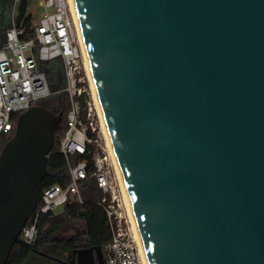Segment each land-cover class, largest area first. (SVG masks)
<instances>
[{
	"label": "water",
	"instance_id": "water-1",
	"mask_svg": "<svg viewBox=\"0 0 264 264\" xmlns=\"http://www.w3.org/2000/svg\"><path fill=\"white\" fill-rule=\"evenodd\" d=\"M74 1L150 263L264 264V0ZM61 123L35 105L2 148L0 264ZM72 264H104L101 248Z\"/></svg>",
	"mask_w": 264,
	"mask_h": 264
},
{
	"label": "built area",
	"instance_id": "built-area-1",
	"mask_svg": "<svg viewBox=\"0 0 264 264\" xmlns=\"http://www.w3.org/2000/svg\"><path fill=\"white\" fill-rule=\"evenodd\" d=\"M12 1V26L0 48V142L5 135L15 132V116L19 118L37 102L55 94L41 63L61 62L65 74L61 92L68 95L70 102L67 128L59 150L68 162L70 181L66 187L53 185L43 191L33 216L21 232V241L26 245L34 244L38 225L46 215L72 201L83 203L82 188L93 177L104 194L100 205L107 214L111 230L110 240L101 247L104 264H145L126 215L118 204L115 180L109 168H105L107 158L98 153L96 107L86 98L89 93L82 85L85 62L70 0H41L44 12L29 33L21 24H16L15 11L20 0ZM76 155H92L95 168L92 175H89L87 160L72 164V157ZM106 196H110V201L107 202Z\"/></svg>",
	"mask_w": 264,
	"mask_h": 264
},
{
	"label": "trees",
	"instance_id": "trees-1",
	"mask_svg": "<svg viewBox=\"0 0 264 264\" xmlns=\"http://www.w3.org/2000/svg\"><path fill=\"white\" fill-rule=\"evenodd\" d=\"M12 5V0H0V48L5 42L7 30L12 26ZM32 25L30 17L24 18L21 23L27 33L31 31ZM56 66L62 68L61 62H57ZM40 67L46 72L52 83L54 67L50 68L46 63H41ZM61 90L53 91L54 95L36 103V106L51 110L56 114H62V123L56 133L54 146L48 158V175L40 181L39 196L45 189L53 185L66 187L70 181L68 162L59 152L60 143L67 128V115L70 111L69 97ZM84 100L83 98L82 101L84 102ZM17 119L18 116H15V127ZM13 135L14 131L3 137L0 142V153ZM81 160L89 162V175H92L95 171L92 155H76L72 157L71 162L75 164ZM81 193L83 203L72 201L64 206L60 214L50 213L40 221L38 236L34 244L26 245L19 238L6 264H72L75 250L101 248L104 243L109 241L111 238L109 221L103 206L100 205L104 194L98 187L96 179L91 177L84 184ZM106 198L107 202L110 201V196H106ZM68 225L79 226L81 230L70 237L60 235L59 233Z\"/></svg>",
	"mask_w": 264,
	"mask_h": 264
},
{
	"label": "bare ground",
	"instance_id": "bare-ground-1",
	"mask_svg": "<svg viewBox=\"0 0 264 264\" xmlns=\"http://www.w3.org/2000/svg\"><path fill=\"white\" fill-rule=\"evenodd\" d=\"M70 2H71L72 14H73V17H74V20H75V24H76V27H77L79 44H80V47H81V50H82V53H83V57H84L85 70H86V73H87L88 82L90 84V91H91V94H92V97H93L94 105H95V107L97 109V113H98V116H99L100 128H101L103 136H104L106 148H107V150H108V152H109V154H110V156L112 158V161H113V164H114V167H115V171H116V174L118 176V180H119V184H120V190H121V194H122V198H123V204H124V206H125V208L127 210V215L129 217V220H130V227H131V230L133 232L134 238L137 241L138 246L140 248L141 256H142V258L144 260V263L145 264H151L150 260H149V257H148V254L146 252V248L144 246L143 240H142L140 232H139V228H138V225H137V222H136V218H135V214H134L133 207H132V204H131V200H130V197H129V194H128V191H127V188H126V185H125V182H124V179H123V175L121 173V170H120V167H119V164H118V161H117L113 146H112V142H111V139H110V136H109V132H108L107 125H106V122H105V118H104V115H103V112H102L101 104H100L99 97H98V94H97V89H96L95 81H94V78H93V74H92V70H91V66H90L87 50H86V45H85V42H84L82 30H81L79 16H78L77 9H76V6H75V1L74 0H70Z\"/></svg>",
	"mask_w": 264,
	"mask_h": 264
},
{
	"label": "rangeland",
	"instance_id": "rangeland-1",
	"mask_svg": "<svg viewBox=\"0 0 264 264\" xmlns=\"http://www.w3.org/2000/svg\"><path fill=\"white\" fill-rule=\"evenodd\" d=\"M40 1L41 0H28L25 18L30 17L33 24H38V22L41 19V15L44 12V8L40 5ZM18 7H19V4H18L17 9L15 11L16 18L18 16ZM46 64H48V66L50 68L54 67V70L52 71L53 72V78H52L53 81H52V83L50 82L51 91L63 89L65 86V74H64L63 68L56 66L57 61H53V62L46 63ZM55 71H56V74H55ZM84 78H85V81H84V84H82V85L85 87V89L89 93V96L87 95L86 98H89V100L92 103H94L93 97H92V94L90 91V84L88 82L87 73L85 74ZM95 113H96L95 118H96V121L98 124L97 125L98 126V132H99V136H100L98 153L100 154V156L102 158H107L106 163H105V168H109L108 170L111 171L112 177L115 180V183H116L115 189H116V195L118 196V204L121 206V211L123 213H125L128 224L130 226V220H129V217L127 215V210L123 204V198H122V194H121V190H120V184H119L118 176L116 174L112 158H111V156H110V154L106 148L104 136H103L102 130L100 128V121H99L97 109L95 110ZM10 134H12V133H10ZM63 208L64 207L58 208L57 210H55L54 213L60 214L63 211ZM80 230H81V228L79 226L68 225L59 234L64 236V237H70V236L76 234Z\"/></svg>",
	"mask_w": 264,
	"mask_h": 264
},
{
	"label": "crops",
	"instance_id": "crops-1",
	"mask_svg": "<svg viewBox=\"0 0 264 264\" xmlns=\"http://www.w3.org/2000/svg\"><path fill=\"white\" fill-rule=\"evenodd\" d=\"M13 6V5H12ZM12 9H13V7H12ZM17 19V18H16Z\"/></svg>",
	"mask_w": 264,
	"mask_h": 264
}]
</instances>
